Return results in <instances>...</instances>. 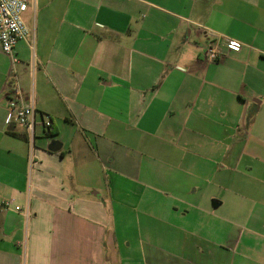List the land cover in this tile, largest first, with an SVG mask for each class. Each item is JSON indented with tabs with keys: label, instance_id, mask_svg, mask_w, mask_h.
<instances>
[{
	"label": "crops",
	"instance_id": "crops-1",
	"mask_svg": "<svg viewBox=\"0 0 264 264\" xmlns=\"http://www.w3.org/2000/svg\"><path fill=\"white\" fill-rule=\"evenodd\" d=\"M23 18L18 61L0 47V264H264V0H30ZM15 81L51 121L34 137L7 121Z\"/></svg>",
	"mask_w": 264,
	"mask_h": 264
},
{
	"label": "built area",
	"instance_id": "built-area-1",
	"mask_svg": "<svg viewBox=\"0 0 264 264\" xmlns=\"http://www.w3.org/2000/svg\"><path fill=\"white\" fill-rule=\"evenodd\" d=\"M30 0H0V47L3 53L11 58L12 64L18 59L14 55V49L20 40L27 39L30 36V29L27 26L23 13L28 9ZM228 49L239 50L242 43L232 37H221ZM219 41V39L217 38ZM216 44V43H215ZM211 43L207 47V57L214 60L219 57L218 47ZM10 73L15 75L14 67L10 69ZM13 101L8 107L7 121L11 123L16 121L34 137L37 127L49 129L51 121L47 117L38 120L36 116V106L34 102H25L22 98V90L15 81L13 84ZM12 203L10 200L0 201V208L10 209ZM20 205L15 206V210L20 211ZM27 216L28 210H25Z\"/></svg>",
	"mask_w": 264,
	"mask_h": 264
},
{
	"label": "rangeland",
	"instance_id": "rangeland-1",
	"mask_svg": "<svg viewBox=\"0 0 264 264\" xmlns=\"http://www.w3.org/2000/svg\"><path fill=\"white\" fill-rule=\"evenodd\" d=\"M11 201V200H10ZM11 203H12V206L11 207H14V203H13V201H11ZM0 209H2V208H0ZM17 211V210H16ZM20 212H23L24 214H25V216L27 217V214H26V211H25V209L23 210V208L20 210ZM129 221H128V225H127V228H126V230H125V233L126 234H128L129 236H131L132 234H134V232H133V230H132V228H133V226H134V224L132 225V219H128Z\"/></svg>",
	"mask_w": 264,
	"mask_h": 264
},
{
	"label": "water",
	"instance_id": "water-1",
	"mask_svg": "<svg viewBox=\"0 0 264 264\" xmlns=\"http://www.w3.org/2000/svg\"><path fill=\"white\" fill-rule=\"evenodd\" d=\"M48 148L51 151H58L61 148V143L59 141H53Z\"/></svg>",
	"mask_w": 264,
	"mask_h": 264
},
{
	"label": "trees",
	"instance_id": "trees-1",
	"mask_svg": "<svg viewBox=\"0 0 264 264\" xmlns=\"http://www.w3.org/2000/svg\"><path fill=\"white\" fill-rule=\"evenodd\" d=\"M49 134H51V133H49ZM53 134V133H52Z\"/></svg>",
	"mask_w": 264,
	"mask_h": 264
}]
</instances>
